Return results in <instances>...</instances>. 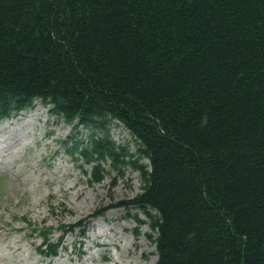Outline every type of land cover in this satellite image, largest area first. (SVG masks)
I'll return each mask as SVG.
<instances>
[{"label": "trees", "instance_id": "16d2710c", "mask_svg": "<svg viewBox=\"0 0 264 264\" xmlns=\"http://www.w3.org/2000/svg\"><path fill=\"white\" fill-rule=\"evenodd\" d=\"M36 102L91 182L138 173L155 264H264V0H0V120Z\"/></svg>", "mask_w": 264, "mask_h": 264}, {"label": "rangeland", "instance_id": "374dc122", "mask_svg": "<svg viewBox=\"0 0 264 264\" xmlns=\"http://www.w3.org/2000/svg\"><path fill=\"white\" fill-rule=\"evenodd\" d=\"M107 130L135 153L138 142L121 124L110 121ZM89 133L72 131L39 102L0 120V264L156 263L144 215L115 206L141 191L138 173L127 166L118 174L107 161L103 180L91 182L93 163L66 154L64 140L87 141ZM96 212L104 214L89 219ZM41 229L59 242L57 255L38 253Z\"/></svg>", "mask_w": 264, "mask_h": 264}, {"label": "bare ground", "instance_id": "6f19581e", "mask_svg": "<svg viewBox=\"0 0 264 264\" xmlns=\"http://www.w3.org/2000/svg\"><path fill=\"white\" fill-rule=\"evenodd\" d=\"M30 112H32V111H28L27 113H30ZM32 116V115H31ZM156 259V258H155ZM151 264H155V261H153Z\"/></svg>", "mask_w": 264, "mask_h": 264}]
</instances>
